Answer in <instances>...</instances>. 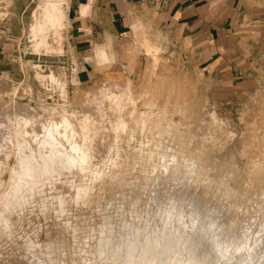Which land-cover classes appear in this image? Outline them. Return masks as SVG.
<instances>
[{"label":"rangeland","instance_id":"obj_1","mask_svg":"<svg viewBox=\"0 0 264 264\" xmlns=\"http://www.w3.org/2000/svg\"><path fill=\"white\" fill-rule=\"evenodd\" d=\"M45 1L31 9L16 73L0 77V212L20 130L36 152L51 132L89 159L18 193L23 202L0 222V264H264V59L222 88L167 56L165 42L137 40L148 56L85 80L67 52L66 18L35 51L30 27Z\"/></svg>","mask_w":264,"mask_h":264},{"label":"crops","instance_id":"obj_2","mask_svg":"<svg viewBox=\"0 0 264 264\" xmlns=\"http://www.w3.org/2000/svg\"><path fill=\"white\" fill-rule=\"evenodd\" d=\"M37 1L10 0L3 26L11 39L0 30L1 78L18 69L13 60ZM65 14L67 52L85 80L127 72L128 59L148 56L135 47L137 40L156 47L165 42L167 56L222 88L251 76L248 66L264 59V0H67Z\"/></svg>","mask_w":264,"mask_h":264},{"label":"bare ground","instance_id":"obj_3","mask_svg":"<svg viewBox=\"0 0 264 264\" xmlns=\"http://www.w3.org/2000/svg\"><path fill=\"white\" fill-rule=\"evenodd\" d=\"M65 5H66V3H64L63 0L62 1L61 0H51V1H45V3H43V5L39 6L38 10H39V12H41L40 20L37 22V24H32V26L30 27L31 41L33 42L34 48L36 49V50L35 49H33V50L37 51V50H40V48L47 49L49 47V43H48L49 32L54 30L56 33H60L62 28L65 27V26H63L64 20L66 18ZM41 76H43V75H41ZM43 77H44L45 84L50 83L49 80H51V81L56 80V78L53 74L44 75ZM107 95H108V92L106 90L103 91V96H107ZM127 96L129 98L133 97V95L130 92L126 95V97ZM124 99H125V95L123 93H121L120 95H118V98L116 99L115 103L119 107H121V106H123V103L125 101ZM125 104H126V102H125ZM125 104H124V106H125ZM62 111H63V108H62ZM66 113H67V110L65 109V114L63 113L64 114L63 126L66 130L71 129L72 131L75 132V128L67 116L69 113H67V114ZM81 121H82L81 127H82L83 131L86 133V130H88V128H90V127H88V125H89L88 121L89 120L85 119V120H81ZM27 123H28V121L26 122V124ZM29 124L31 125V123H29ZM123 126H124V124H123ZM55 129H56V127H55ZM55 134L49 132L48 135H45V138L44 139L42 138L43 140L39 141V144H38L39 150H38V152H36L29 145V142L26 138L27 130L22 129L19 131L18 135L22 137V140H18V143L16 145V149H17L16 153L18 154L20 165H19V169H15L11 174V190H10V192L6 196H4V198H2L4 201L3 202L4 212H0V222L6 221V217L4 214L6 211H10L13 208L15 209V207L20 206V204L23 202V198L18 196V193L22 189L23 190L26 189L27 191H32L33 189L35 190V188L38 187V185L43 181V177H45L47 175L51 176L55 173H59V171L62 167L72 168L78 162H80L82 164L83 162L85 163L87 159H89L88 158L89 155H87L86 153H82V155L80 157L78 156L79 158H77L75 156V154L71 153L70 151H68V150L65 151L66 149L62 150L61 148H59L60 143L57 140V137L55 136ZM63 134H65V133H62V135ZM64 137H66V136H64ZM34 144H36V142ZM71 146H72L71 150H73L74 153H79L80 146L78 143L73 142L71 144ZM46 147L50 148L48 151L49 152L48 154H46V152L43 151V149H46ZM57 162H60L63 165H57ZM26 190H24V191H26ZM20 196H22V193L20 194ZM7 223L8 222H6V224ZM8 225H9V223H8ZM5 227H6V225H5Z\"/></svg>","mask_w":264,"mask_h":264},{"label":"built area","instance_id":"obj_4","mask_svg":"<svg viewBox=\"0 0 264 264\" xmlns=\"http://www.w3.org/2000/svg\"><path fill=\"white\" fill-rule=\"evenodd\" d=\"M10 8H11L10 0H0V30L5 33L3 38H5L7 40L11 39V36L7 32V30L3 26V24L7 21V19L11 15Z\"/></svg>","mask_w":264,"mask_h":264}]
</instances>
